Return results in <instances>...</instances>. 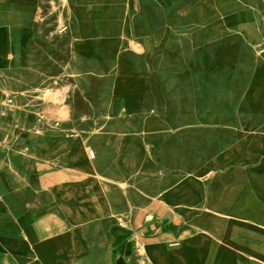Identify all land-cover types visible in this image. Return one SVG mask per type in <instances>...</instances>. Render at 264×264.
Instances as JSON below:
<instances>
[{
	"label": "crops",
	"instance_id": "obj_1",
	"mask_svg": "<svg viewBox=\"0 0 264 264\" xmlns=\"http://www.w3.org/2000/svg\"><path fill=\"white\" fill-rule=\"evenodd\" d=\"M69 1L79 69L111 80L110 117L93 145L99 158L131 135L163 158V145L184 148L186 129L202 127L203 110L230 112L204 123L225 134L223 144L152 191L147 208L156 196L163 212L148 209L141 226L122 217L114 196L100 195L99 186L121 178L107 181L83 140L51 135L28 158L0 146V264H264V25L255 1ZM36 8L0 0V85L27 58ZM189 55L195 69L177 72L187 80L177 99L159 91L157 64ZM218 68L224 81L215 80ZM203 79L216 90L207 106Z\"/></svg>",
	"mask_w": 264,
	"mask_h": 264
},
{
	"label": "rangeland",
	"instance_id": "obj_2",
	"mask_svg": "<svg viewBox=\"0 0 264 264\" xmlns=\"http://www.w3.org/2000/svg\"><path fill=\"white\" fill-rule=\"evenodd\" d=\"M35 1L37 8L32 15L31 23L36 33L27 48V58L18 64L11 76L5 78L4 84L0 85V89L10 93L13 98L8 114L0 117L1 149L19 150L28 158L29 151L49 145L51 135L81 142L83 140L87 158L95 166L98 164L106 169L109 175L107 181L114 183V175L118 177L117 180L121 178V182H116L117 186H99L100 195L104 198L105 194L108 196L110 194L112 202L114 199L117 200L122 217L129 219L135 216L136 224L141 226L145 217L150 214L148 209L154 207L155 210L160 209V213L163 212L156 196L153 206L147 208L146 203L150 200L152 191L156 194L159 189L166 187L163 185L171 183L184 171H191L216 146L223 144L225 134L210 130L204 123L213 116H217L218 119L225 118L230 112L203 110L202 127L186 129L184 148L181 142L163 145V158H157L155 148L136 135L127 136L116 147V154L111 150L109 152L103 150L99 158V150L93 145L100 135L99 127L102 120L110 117L106 109L111 80L99 78L92 73H84L79 69L70 47L74 32L70 1ZM254 1L259 20L264 25V0ZM193 69L195 63L192 55L181 64L159 62L156 86L160 91L164 85L168 91L174 93L172 97L177 99L179 83L183 86L186 85L184 82H187L179 77L177 72ZM213 74L216 81H224L226 75L224 70L218 68ZM207 81L202 80L203 106L214 101L212 93L216 91L213 86L204 85ZM218 90L220 93L224 87ZM47 92L62 99V105L67 106L69 110L67 120L56 121L49 116L45 110L47 103L43 99L44 95H49ZM217 98L224 99L225 96ZM151 114L161 116L165 112L155 110ZM172 115L177 118V111L172 112ZM160 145L157 144L155 147L159 148ZM12 159L14 158L11 157V163L18 161ZM95 175L97 179L101 178L96 173ZM146 184L151 186H145ZM138 246L141 251L139 244Z\"/></svg>",
	"mask_w": 264,
	"mask_h": 264
},
{
	"label": "bare ground",
	"instance_id": "obj_3",
	"mask_svg": "<svg viewBox=\"0 0 264 264\" xmlns=\"http://www.w3.org/2000/svg\"><path fill=\"white\" fill-rule=\"evenodd\" d=\"M47 93L49 94V92ZM63 93L61 95H63ZM43 99L47 103L45 110L48 112L50 117L54 118L56 121L67 120L69 118V110L67 106L62 105L61 98L58 99L55 96H51L49 94L48 96L44 95ZM144 250H145V247H142L143 252Z\"/></svg>",
	"mask_w": 264,
	"mask_h": 264
},
{
	"label": "built area",
	"instance_id": "obj_4",
	"mask_svg": "<svg viewBox=\"0 0 264 264\" xmlns=\"http://www.w3.org/2000/svg\"><path fill=\"white\" fill-rule=\"evenodd\" d=\"M12 100L13 98L10 93L9 94L5 92L0 93V117H3L8 114L11 108L10 106H11Z\"/></svg>",
	"mask_w": 264,
	"mask_h": 264
}]
</instances>
